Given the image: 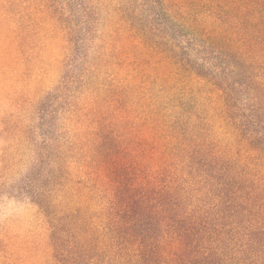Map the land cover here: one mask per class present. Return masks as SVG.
<instances>
[{
	"label": "rangeland",
	"instance_id": "rangeland-1",
	"mask_svg": "<svg viewBox=\"0 0 264 264\" xmlns=\"http://www.w3.org/2000/svg\"><path fill=\"white\" fill-rule=\"evenodd\" d=\"M0 264H264V0H0Z\"/></svg>",
	"mask_w": 264,
	"mask_h": 264
},
{
	"label": "trees",
	"instance_id": "trees-1",
	"mask_svg": "<svg viewBox=\"0 0 264 264\" xmlns=\"http://www.w3.org/2000/svg\"><path fill=\"white\" fill-rule=\"evenodd\" d=\"M140 198H142V197H140ZM144 198V197H143ZM141 200V199H140ZM141 204H142V201H139L138 202V207L137 208H139V209H141ZM140 205V206H139ZM132 210H131V207L129 206V204H128V207H126L125 209L123 208V212H124V214H129V212H131Z\"/></svg>",
	"mask_w": 264,
	"mask_h": 264
}]
</instances>
